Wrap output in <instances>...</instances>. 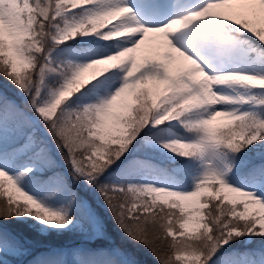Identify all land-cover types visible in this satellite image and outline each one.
Returning a JSON list of instances; mask_svg holds the SVG:
<instances>
[{
	"label": "rangeland",
	"instance_id": "rangeland-1",
	"mask_svg": "<svg viewBox=\"0 0 264 264\" xmlns=\"http://www.w3.org/2000/svg\"><path fill=\"white\" fill-rule=\"evenodd\" d=\"M207 1L217 5L212 6V10H220L221 14L203 12V16H200L203 4ZM235 1L55 0L52 13V17L57 18L52 34L55 42L74 37L81 41L113 38L114 42L112 46L95 49L82 57L68 56L67 59L74 64L71 73L57 82L55 80L45 93H37L40 96L36 98L34 108L43 118L55 117L62 97L76 91L83 93L80 88L99 70L97 66L119 62L120 67L113 80L103 91L93 90L91 96L78 94L75 104L88 110L93 117L85 125L90 136L102 142L123 143L129 139L128 132L132 125L129 114L133 111L137 96L145 89L143 93L146 92L152 102L153 119L168 123L165 135L147 138L146 145L162 151L171 161L176 160L185 148L198 146V159L194 168L181 172L179 176L175 175V178L139 172L111 180L112 192L136 190L149 197L150 201L176 207L183 215L176 227L167 226V233L171 236H189L207 227L204 209L208 204L207 196L213 193L221 195L223 200L241 203L239 215L254 220V228L248 230L244 241L255 234L264 236V159L262 171L254 174L253 178L235 174L229 171L221 157L222 148L209 131L190 132L177 125L180 117L186 115L209 126L229 124L259 110L261 113H257L256 118L258 126L240 134L239 139L251 150H258L264 145V130L259 127L264 120V97L256 92L257 88L264 87V66L259 62L261 54L228 33L232 28L228 25L243 23L242 29L246 33L263 40L264 0L261 6L254 7L257 11L242 8L240 12L234 10L244 7V0ZM116 2L121 5L127 2L135 10L134 22L127 21V12L114 9ZM225 4L227 7L223 10L218 8ZM147 13L151 16H147ZM142 16L149 19L143 20ZM176 17L181 18L179 23L164 24L165 18L172 21ZM38 23L31 0H0V57L8 64L11 73H21L35 62L36 53L30 49L28 38L38 35V30H34L38 28ZM162 27L165 29L157 31ZM160 34L175 40L174 45L191 59V63H195L193 70L174 72L176 61L172 56L153 48H150L153 51L138 50V53H134L128 47L129 38L134 40L148 35L151 40ZM156 42L169 44L168 39ZM42 44L38 40L34 45L41 48ZM201 68H218L216 70L222 73H234L222 82L223 85L220 84L232 96L218 98L207 92L205 80L197 75ZM225 103L228 105L227 110L219 113V107ZM8 130L5 128L2 131L3 145H8L7 141L12 140ZM32 131L28 130L16 140L10 150L0 152V186L11 201L23 206L18 210V218L41 232L68 231L85 234L84 239L103 234L98 210L90 209L88 220L74 212L71 204L73 192L62 196L42 193L33 182L26 179L28 170L44 171L41 164L30 157L17 158L37 144ZM136 204L125 208L128 217L135 214ZM239 232L237 228L231 230V234ZM53 250L56 252L51 250L52 253H46L48 262L42 264H81L78 245ZM112 251L121 256V251L116 247ZM25 254L23 247L6 237H0V263L16 264L22 261ZM175 256L184 264H202L199 254L186 251ZM217 264L264 263L222 260Z\"/></svg>",
	"mask_w": 264,
	"mask_h": 264
},
{
	"label": "trees",
	"instance_id": "trees-1",
	"mask_svg": "<svg viewBox=\"0 0 264 264\" xmlns=\"http://www.w3.org/2000/svg\"><path fill=\"white\" fill-rule=\"evenodd\" d=\"M35 2L39 20L36 39L44 43L43 48L56 54L60 49H74L76 44L72 42L56 45L48 41L50 24L55 20L52 18L54 0ZM240 36L257 46L264 63V42L250 35ZM30 49L36 53V60L21 73H11L8 64L0 57V119L15 120L21 128L37 126V137L43 143L40 158L47 170L41 174L42 181L51 183L53 192H73V210L85 219L88 220L90 209L98 210L103 234L93 240L68 231L41 232L18 218V210L23 206L15 205L0 189V237L10 239L30 253L18 264L46 263V253L70 245L79 246L82 264H184L175 255L186 251L199 254L202 264H217L222 260L264 263V236L255 234L244 241L248 230L254 228V220L239 215L241 203L210 194L204 209L207 227L193 235L175 237L167 233V226L176 227L182 219L183 214L176 207L150 201L134 190L102 193L103 186L112 176L126 177L144 171L175 178L183 170L193 168L194 148L180 153L177 160L171 162L157 149L145 144L146 138L162 137L165 132V124L152 118V105L146 92L138 97L129 115L132 124L129 139L123 143L102 142L88 135L85 128L88 117L77 112L73 104L76 94L63 99L55 117L42 118L32 108L30 92L46 90L60 70L47 61L45 50L32 43ZM255 117L211 128L226 154H231L225 157L228 165L232 170L244 172L247 177L259 164L256 154H264V145L259 148L261 150L250 151L237 135L242 129L250 128L249 123L254 122ZM185 126L194 125L188 123ZM135 202V214L128 217L125 208ZM236 228L240 232L231 234ZM226 238L229 239L224 241ZM84 241L89 243L87 247L82 244ZM114 247L121 251V256L112 251Z\"/></svg>",
	"mask_w": 264,
	"mask_h": 264
},
{
	"label": "bare ground",
	"instance_id": "bare-ground-1",
	"mask_svg": "<svg viewBox=\"0 0 264 264\" xmlns=\"http://www.w3.org/2000/svg\"><path fill=\"white\" fill-rule=\"evenodd\" d=\"M262 4V0H244V2L242 3V5H244V7H237L234 12H240L241 9L243 8V10H248V11H257L256 9H254L255 6H261ZM114 6L116 8H119L127 13H129L130 17L128 18L130 22H134V13L135 10H133L132 8H130L129 4H127V2H124L122 5L121 4H114ZM219 13H213V15H218ZM151 16V14L147 13V16ZM200 16H203V12L202 10L200 11ZM143 17V20H147L149 19L148 17ZM181 20V18H177L174 19L172 21H165V22H169L172 24H177L179 23ZM166 24V23H164ZM128 47L134 52V53H138V50H151L150 48L156 49L158 51H161L162 53H164L165 55H169L172 56L174 58V60L176 61V63L173 66V70L174 72L180 73L181 70H193L195 63H191V59L185 55L183 53V51L175 45H169V46H165V47H161L159 46L156 42L151 41L149 36L146 35V37H141V38H137V39H132L129 38L128 39ZM153 51V50H151ZM155 52V51H154ZM177 60L179 62H177ZM218 68L215 69H204L201 68V70L197 73L198 77L202 78L203 80H205L206 83V91L211 93L213 96H216L218 98H226L228 96H232L230 92H228L223 85L222 82L227 81L230 76L234 73H222V71L220 70H216ZM184 72V71H183ZM238 75H243V76H247L245 73H239ZM254 81L256 79H253ZM215 82V83H214ZM218 82V84L216 83ZM222 84V85H220ZM228 105L225 103L224 105H221L218 109L219 113H223L227 110ZM159 151V150H158ZM162 155H164V153L162 151H159ZM116 176H112L108 179V182L106 184V186H103L104 189H102V193L104 194H111V180L113 178H115ZM136 191V190H134ZM138 192V191H136ZM140 193V192H139ZM141 194V193H140ZM194 234V233H193ZM192 234V235H193ZM95 236L92 238L93 240ZM87 241H84L83 245L85 247L88 246V244L86 243ZM29 251H28V255H29Z\"/></svg>",
	"mask_w": 264,
	"mask_h": 264
}]
</instances>
